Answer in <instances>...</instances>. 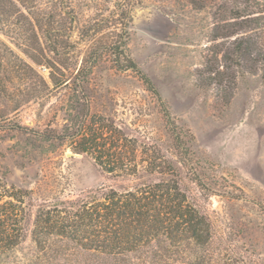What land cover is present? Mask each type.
<instances>
[{"label": "rangeland", "instance_id": "374dc122", "mask_svg": "<svg viewBox=\"0 0 264 264\" xmlns=\"http://www.w3.org/2000/svg\"><path fill=\"white\" fill-rule=\"evenodd\" d=\"M215 8L198 13L175 2L143 0L135 9L129 54L162 103L137 74L117 72L109 63L93 69L81 93L89 100V117L102 116L137 141V158L144 161L137 175H107L87 155L74 154L57 142L52 149L40 138L66 123L67 106L75 94L71 73L76 70L65 72L69 85L9 115L12 123L40 133L0 130V194L26 193L18 257L33 252L31 230L39 207L74 200L89 191L123 192L174 178L209 225L207 261L264 264V65L256 56L257 51L264 53V37L248 29L214 39ZM252 38L257 47L247 53ZM0 40L25 59L8 36L0 33ZM239 45L242 53L236 65ZM11 62L5 57L6 68ZM35 70L48 80L50 69ZM23 76L20 82L8 74L10 92L23 95L10 99L7 107L24 100L39 81L29 71ZM162 159L171 166L169 174L145 170V161Z\"/></svg>", "mask_w": 264, "mask_h": 264}, {"label": "trees", "instance_id": "16d2710c", "mask_svg": "<svg viewBox=\"0 0 264 264\" xmlns=\"http://www.w3.org/2000/svg\"><path fill=\"white\" fill-rule=\"evenodd\" d=\"M162 1L198 13L216 7L214 39L248 29L264 37V0ZM142 4L143 0H0V33L25 57L20 58L0 40V130L8 127L40 136L32 128L12 123L9 115L25 103L69 85L65 72L76 70L71 73L75 94L67 106L66 123L58 132L40 138L52 149L57 142L66 144L74 154L87 155L107 175H137L144 162L137 158V141L106 118L89 117V100L81 93L93 69L109 63L117 72L137 74L147 91L162 103L150 79L129 54L133 13ZM253 39L247 43V53L257 47ZM235 50L238 65L241 45ZM7 56L13 60L10 69L4 65ZM256 56L264 65V53L257 51ZM37 66L50 69L48 80L37 74ZM28 71L39 80L37 85L24 100L7 107L10 99L23 95L10 92L8 74L22 82L23 73ZM163 113L168 124L169 115L166 110ZM145 162L148 173L158 169L160 174H169L171 166L166 160ZM9 193L0 194V264H211L206 259L209 225L187 202L174 178L123 192L89 191L74 200L39 207L31 230L33 252L23 257L15 250L22 240L26 193Z\"/></svg>", "mask_w": 264, "mask_h": 264}]
</instances>
